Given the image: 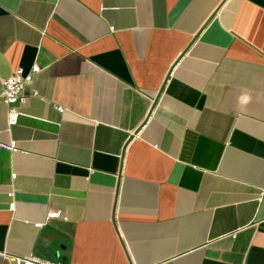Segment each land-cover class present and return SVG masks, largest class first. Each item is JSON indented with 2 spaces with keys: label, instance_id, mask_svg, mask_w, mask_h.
Listing matches in <instances>:
<instances>
[{
  "label": "crops",
  "instance_id": "0c3cea01",
  "mask_svg": "<svg viewBox=\"0 0 264 264\" xmlns=\"http://www.w3.org/2000/svg\"><path fill=\"white\" fill-rule=\"evenodd\" d=\"M35 63L0 264H264V0H0V78Z\"/></svg>",
  "mask_w": 264,
  "mask_h": 264
},
{
  "label": "built area",
  "instance_id": "2783aa9c",
  "mask_svg": "<svg viewBox=\"0 0 264 264\" xmlns=\"http://www.w3.org/2000/svg\"><path fill=\"white\" fill-rule=\"evenodd\" d=\"M41 67L38 64H33L29 70H25L23 67H18L16 71L9 77L0 78V105L9 106L7 112L8 125H13L16 122V117L19 111L11 106L16 103H21L25 99V88L26 85L32 80L34 73L39 72ZM38 95L36 91L32 93ZM60 111L63 109L59 108ZM15 203L11 202L9 205L10 209L14 208ZM61 217L60 211H50L47 214V219ZM42 223H34V226L39 227ZM236 231L231 233L232 237H235ZM8 260L15 264H32L31 261L22 259L19 257H8Z\"/></svg>",
  "mask_w": 264,
  "mask_h": 264
}]
</instances>
